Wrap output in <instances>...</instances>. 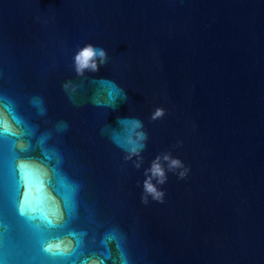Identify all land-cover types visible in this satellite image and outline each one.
<instances>
[{"label": "water", "instance_id": "95a60500", "mask_svg": "<svg viewBox=\"0 0 264 264\" xmlns=\"http://www.w3.org/2000/svg\"><path fill=\"white\" fill-rule=\"evenodd\" d=\"M89 43L104 63L78 74ZM2 123L0 264H264V0H0ZM165 153L190 172L161 160L144 202ZM21 162L51 225L19 212Z\"/></svg>", "mask_w": 264, "mask_h": 264}, {"label": "clouds", "instance_id": "9594fccd", "mask_svg": "<svg viewBox=\"0 0 264 264\" xmlns=\"http://www.w3.org/2000/svg\"><path fill=\"white\" fill-rule=\"evenodd\" d=\"M106 53L101 48L98 49L92 44H85L81 47L73 57L75 70L78 74H82L84 69L91 71H97L100 64L104 63ZM99 57V63L97 62ZM164 116V109L157 106L152 114V119H159ZM131 129L133 130V136L127 138V142L131 144L128 150V156L136 155L139 158V149L143 147L141 143L146 139V134L143 131H135L141 128V123L138 120H132L129 122ZM0 128L3 131H10L9 126L6 123L0 124ZM161 160L167 162V169H178V178H185L190 169L184 164V162L176 156H171L168 153L163 156L157 155L151 162L150 166L145 169L146 176L143 181V191L146 196L142 197V200L146 202L147 196H151L152 199L163 203L164 192L158 188L157 185L163 184L167 179L165 166L162 165ZM20 182L23 185V192L19 201V212L31 220L46 221L48 225L54 223V220L50 219L52 216V208L49 204L46 196L43 193V189L40 186V174L38 170L30 162H21L19 165ZM155 180V183H153ZM71 245L66 244L60 240H50L44 244V251L54 256H66L70 253ZM88 264H103L102 261L91 259Z\"/></svg>", "mask_w": 264, "mask_h": 264}]
</instances>
